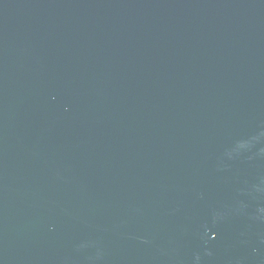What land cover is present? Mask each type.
I'll use <instances>...</instances> for the list:
<instances>
[{
    "label": "water",
    "instance_id": "95a60500",
    "mask_svg": "<svg viewBox=\"0 0 264 264\" xmlns=\"http://www.w3.org/2000/svg\"><path fill=\"white\" fill-rule=\"evenodd\" d=\"M0 264H264V0H0Z\"/></svg>",
    "mask_w": 264,
    "mask_h": 264
}]
</instances>
